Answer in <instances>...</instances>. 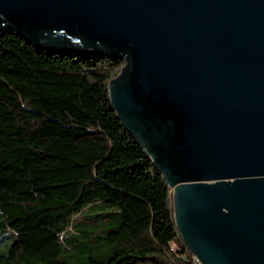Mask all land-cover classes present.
Returning a JSON list of instances; mask_svg holds the SVG:
<instances>
[{
    "label": "water",
    "instance_id": "95a60500",
    "mask_svg": "<svg viewBox=\"0 0 264 264\" xmlns=\"http://www.w3.org/2000/svg\"><path fill=\"white\" fill-rule=\"evenodd\" d=\"M2 29L124 58L112 106L173 189L192 254L264 264V0H0Z\"/></svg>",
    "mask_w": 264,
    "mask_h": 264
},
{
    "label": "trees",
    "instance_id": "16d2710c",
    "mask_svg": "<svg viewBox=\"0 0 264 264\" xmlns=\"http://www.w3.org/2000/svg\"><path fill=\"white\" fill-rule=\"evenodd\" d=\"M124 64L0 30V264H190L173 189L111 103Z\"/></svg>",
    "mask_w": 264,
    "mask_h": 264
},
{
    "label": "built area",
    "instance_id": "2783aa9c",
    "mask_svg": "<svg viewBox=\"0 0 264 264\" xmlns=\"http://www.w3.org/2000/svg\"><path fill=\"white\" fill-rule=\"evenodd\" d=\"M174 248V245H173ZM190 264H203V262L200 260V258L194 254H192Z\"/></svg>",
    "mask_w": 264,
    "mask_h": 264
},
{
    "label": "rangeland",
    "instance_id": "374dc122",
    "mask_svg": "<svg viewBox=\"0 0 264 264\" xmlns=\"http://www.w3.org/2000/svg\"><path fill=\"white\" fill-rule=\"evenodd\" d=\"M124 66V65H123ZM122 66V67H123ZM122 67H121V69H122ZM121 71V70H120ZM120 73V72H119ZM88 212H84L83 214H87ZM82 217H79V218H77V221H79L80 219H81ZM6 236L9 238V242L10 241H12L13 239H14V236H15V234L14 233H12V232H10V231H8V232H6Z\"/></svg>",
    "mask_w": 264,
    "mask_h": 264
}]
</instances>
